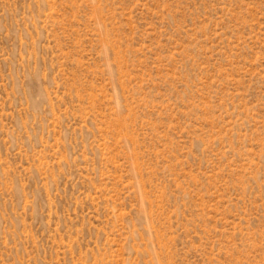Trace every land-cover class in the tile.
I'll use <instances>...</instances> for the list:
<instances>
[{
  "label": "rangeland",
  "instance_id": "374dc122",
  "mask_svg": "<svg viewBox=\"0 0 264 264\" xmlns=\"http://www.w3.org/2000/svg\"><path fill=\"white\" fill-rule=\"evenodd\" d=\"M0 264H264V0H0Z\"/></svg>",
  "mask_w": 264,
  "mask_h": 264
}]
</instances>
